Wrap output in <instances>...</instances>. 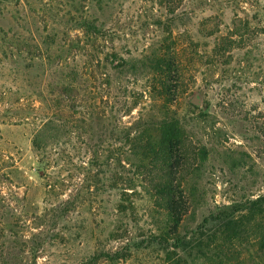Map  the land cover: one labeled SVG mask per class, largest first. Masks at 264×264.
Segmentation results:
<instances>
[{
  "label": "rangeland",
  "instance_id": "obj_1",
  "mask_svg": "<svg viewBox=\"0 0 264 264\" xmlns=\"http://www.w3.org/2000/svg\"><path fill=\"white\" fill-rule=\"evenodd\" d=\"M166 4L0 0V264H264V0ZM173 122L177 234L145 150Z\"/></svg>",
  "mask_w": 264,
  "mask_h": 264
},
{
  "label": "trees",
  "instance_id": "obj_2",
  "mask_svg": "<svg viewBox=\"0 0 264 264\" xmlns=\"http://www.w3.org/2000/svg\"><path fill=\"white\" fill-rule=\"evenodd\" d=\"M179 0H166L169 9L175 8ZM20 58V57H19ZM22 61V60H21ZM172 66V63H169ZM164 73L161 81V97L175 103L181 96L182 78L180 70L175 67ZM30 72V67H25ZM27 93V92H26ZM24 93V94H26ZM65 92L60 93L61 99ZM52 124V123H50ZM158 130L157 141L145 147L146 156H149L151 171L148 173L152 183L151 192L154 204L162 209L170 218L169 234H177L192 201L193 190H186L181 179L180 164L186 155V136L176 122L162 124ZM261 249H264V233L260 237Z\"/></svg>",
  "mask_w": 264,
  "mask_h": 264
},
{
  "label": "water",
  "instance_id": "obj_3",
  "mask_svg": "<svg viewBox=\"0 0 264 264\" xmlns=\"http://www.w3.org/2000/svg\"><path fill=\"white\" fill-rule=\"evenodd\" d=\"M192 104L195 105V106H199L200 105V102H199V97L198 95H195L193 97V99L191 100Z\"/></svg>",
  "mask_w": 264,
  "mask_h": 264
}]
</instances>
